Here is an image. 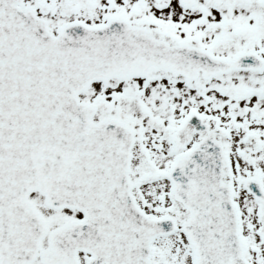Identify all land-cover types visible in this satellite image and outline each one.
Masks as SVG:
<instances>
[{
    "label": "snow or ice",
    "instance_id": "1",
    "mask_svg": "<svg viewBox=\"0 0 264 264\" xmlns=\"http://www.w3.org/2000/svg\"><path fill=\"white\" fill-rule=\"evenodd\" d=\"M0 264H264V0H0Z\"/></svg>",
    "mask_w": 264,
    "mask_h": 264
}]
</instances>
